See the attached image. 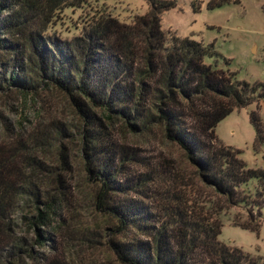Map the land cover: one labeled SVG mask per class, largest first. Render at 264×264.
I'll return each mask as SVG.
<instances>
[{
    "label": "trees",
    "instance_id": "1",
    "mask_svg": "<svg viewBox=\"0 0 264 264\" xmlns=\"http://www.w3.org/2000/svg\"><path fill=\"white\" fill-rule=\"evenodd\" d=\"M89 1L0 0V90L28 95L53 88L69 97L83 123L95 206L113 223L107 245L120 264H264L263 256L218 238L225 218L258 234L264 169L249 168L215 132L233 110L264 99V84L238 80L218 66L213 44L163 30L161 14L174 0H150L149 11L130 23L100 13L71 39L50 32L65 8ZM249 115L258 148L263 122L257 110ZM116 125L160 136L180 160L122 142ZM18 152L0 145V264H77L56 240L69 186L60 180L58 194L42 195L18 167ZM27 196L44 205L30 217L17 211ZM23 218L42 250L19 233Z\"/></svg>",
    "mask_w": 264,
    "mask_h": 264
},
{
    "label": "rangeland",
    "instance_id": "2",
    "mask_svg": "<svg viewBox=\"0 0 264 264\" xmlns=\"http://www.w3.org/2000/svg\"><path fill=\"white\" fill-rule=\"evenodd\" d=\"M175 6L161 14V27L179 37H190L205 45L213 44L219 53L218 66L235 73L238 80L264 84V0H228L210 8L211 0H174ZM150 0H90L81 8H65L56 25L50 29L62 39L82 33V28L94 16L110 13L120 21L130 23L136 15L149 11ZM213 59L205 58L206 62ZM257 110L264 128V99L248 107L233 110L216 126L217 137L238 149L249 168L264 169V143L254 147L256 131L250 121V111ZM83 123L69 97L57 89H44L34 94L0 90V145L14 147L18 152V167L30 176L42 195L58 194L64 180L68 204L62 208L65 223L56 230L61 253L77 264H120L107 245L113 223L95 206L96 187L87 178L83 160ZM115 135L122 142L138 145L150 153L162 151L180 160L176 147L164 143L160 136H137L120 125ZM254 181L249 182L252 187ZM35 203L27 196L17 211L24 216L36 215ZM42 230H48L42 227ZM18 231L34 249L36 229L28 220L19 219ZM219 240L240 247L252 255L264 257V222L258 234L224 220Z\"/></svg>",
    "mask_w": 264,
    "mask_h": 264
}]
</instances>
